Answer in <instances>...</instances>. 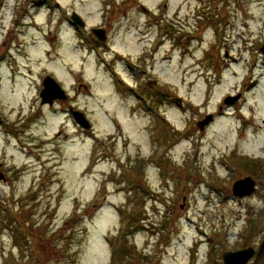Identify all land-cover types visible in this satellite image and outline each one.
I'll list each match as a JSON object with an SVG mask.
<instances>
[{
    "label": "rangeland",
    "instance_id": "obj_1",
    "mask_svg": "<svg viewBox=\"0 0 264 264\" xmlns=\"http://www.w3.org/2000/svg\"><path fill=\"white\" fill-rule=\"evenodd\" d=\"M263 47L264 0H0V264H222L247 247L256 264L264 178L233 197L249 175L231 154L264 167ZM40 75L71 100L38 102ZM142 84L171 102L147 109Z\"/></svg>",
    "mask_w": 264,
    "mask_h": 264
},
{
    "label": "water",
    "instance_id": "obj_2",
    "mask_svg": "<svg viewBox=\"0 0 264 264\" xmlns=\"http://www.w3.org/2000/svg\"><path fill=\"white\" fill-rule=\"evenodd\" d=\"M71 20L76 26H79L81 28L84 27V23L75 13L72 15ZM92 34L98 39V41L105 42V36L102 30H93ZM261 52L264 55V47L262 48ZM57 99H66L64 91L59 87L54 79H52L51 77L45 78L43 82V91L41 93V104H51L54 100ZM234 100L235 98H229L228 100H225L224 103H232ZM71 115L78 126L85 130L91 129L90 124L87 122L81 112L71 111ZM209 119L210 118H208V120ZM206 123L207 121L205 120L202 124L199 125V127L201 128ZM255 187V181L250 176L242 180H237L232 185V196L238 199H242L243 197H247L252 194L255 190ZM255 254L256 250L254 247L244 248L235 252H226L222 255V264H254L253 262H251V260L253 259Z\"/></svg>",
    "mask_w": 264,
    "mask_h": 264
},
{
    "label": "trees",
    "instance_id": "obj_3",
    "mask_svg": "<svg viewBox=\"0 0 264 264\" xmlns=\"http://www.w3.org/2000/svg\"><path fill=\"white\" fill-rule=\"evenodd\" d=\"M142 88V87H141ZM139 90L140 94L145 96L146 99L149 102V105L152 109L153 105H155L156 107H159L158 105L160 103H158V99H162V100H166L169 99L168 97H166L164 94H161V92L158 90H156V87H152V91L151 88L148 87H144ZM146 88V89H145ZM156 109V108H155ZM154 109V110H155ZM158 110V109H156ZM162 128H160V134L162 137V142L166 143L169 140L172 139H176L177 138V132H175L172 129L167 128L168 125H166V122H162L161 123ZM231 159H232V166H239L243 169V171L253 177L254 179H263L264 178V167H262L260 164H262V162H259V160H255L249 157H242L239 156L237 154H231ZM264 166V165H263ZM127 218V222L125 224V236H129L137 231L140 230L139 222L144 220L142 213L138 212V210H136L135 208L133 209V212H131L130 214L125 213L124 215ZM11 225H15V220L13 219V217H11L6 224V227H9ZM18 225L20 226V221L18 220ZM249 225H252L251 223ZM28 236L31 235L30 231L28 230ZM32 237H34V235H31ZM245 241H247V239H245ZM124 245H123V249H121V251H124V249H126V239H123ZM121 242V243H122ZM264 244V241L262 242V245ZM212 250V248L210 249ZM264 250V247H262V250H260V254L257 255V258L255 260L256 264H259L262 262V260L264 259V255L262 254ZM130 248L128 250H126V252H130Z\"/></svg>",
    "mask_w": 264,
    "mask_h": 264
},
{
    "label": "flooded vegetation",
    "instance_id": "obj_4",
    "mask_svg": "<svg viewBox=\"0 0 264 264\" xmlns=\"http://www.w3.org/2000/svg\"><path fill=\"white\" fill-rule=\"evenodd\" d=\"M68 20H70V18H67ZM21 26L24 28V24H21ZM71 30V33H72V35L75 33V30L73 29V27L72 26H70V25H68V30ZM91 31V30H90ZM105 32H106V30H105ZM11 36V34H10V32H7V34L5 35V38L6 39H8L9 37ZM91 37H93V35L91 36ZM94 38V37H93ZM5 42L3 43V48L4 47H6V45H7V43H6V40H4ZM103 48V46L101 47V49ZM1 57V56H0ZM6 57V56H5ZM4 57V58H5ZM116 57L117 58H121V59H123V57L122 56H120L119 54H116ZM1 59H3V57L1 58ZM125 59V58H124ZM120 60V59H119ZM112 61V60H111ZM123 63H124V61H123ZM125 63H128L129 64V66H132V68H135L136 70L137 69H140V63H137L138 65H136V64H134V63H131L130 62V60H129V62L127 61V62H125ZM5 65V64H4ZM8 68V70H11V73H14V74H16V73H18L19 72V67H17L16 66V68L13 70V67H12V65L9 63V65H8V67H6V69ZM0 71H1V63H0ZM144 72V71H143ZM9 73V72H8ZM10 74V73H9ZM30 74H32L31 73V71H30ZM52 76V75H51ZM54 79H56L54 76H52ZM0 80H1V76H0ZM43 80H44V77H43V75H40V77H37L36 78V83H35V94H36V98H37V100H38V102H40L41 103V93H42V91H43ZM57 80V79H56ZM147 84V83H146ZM60 86H61V84H60ZM147 85H141L140 87H142V88H144V87H146ZM62 87V86H61ZM64 91H65V94H66V100H54L51 104H45V105H43V106H45V107H47V108H50V109H52L53 107H55L56 106V104H58L59 103V101H62V102H65V101H69V100H71V98L73 97L72 96V94H71V91H68V90H65L64 89ZM145 97V96H144ZM146 98V97H145ZM164 101H166V100H164ZM166 102H171V99L169 98ZM159 106V108H162L161 106H163V104H159L158 105ZM68 113H69V111H68ZM67 113V114H68ZM69 115V114H68ZM0 120H1V125H0V129H4L5 127H6V124H7V119H5V116H4V112L2 111V110H0ZM2 168V165L0 164V169ZM1 171L2 170H0V178H2V176H5V174H3V173H1Z\"/></svg>",
    "mask_w": 264,
    "mask_h": 264
}]
</instances>
